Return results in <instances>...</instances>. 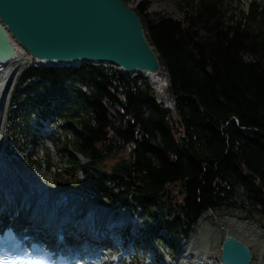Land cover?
Returning <instances> with one entry per match:
<instances>
[{"label": "trees", "instance_id": "16d2710c", "mask_svg": "<svg viewBox=\"0 0 264 264\" xmlns=\"http://www.w3.org/2000/svg\"><path fill=\"white\" fill-rule=\"evenodd\" d=\"M177 3L180 17L148 10L149 0L132 5L169 104L141 71L34 57L15 74L8 103L11 127L27 137L30 123L58 111L76 123L64 141L84 157L75 162L84 189L126 207L141 221L135 241L157 240L171 256L205 210L240 205L264 225V7L251 0L234 18L225 0ZM26 160L38 163L28 152Z\"/></svg>", "mask_w": 264, "mask_h": 264}, {"label": "rangeland", "instance_id": "374dc122", "mask_svg": "<svg viewBox=\"0 0 264 264\" xmlns=\"http://www.w3.org/2000/svg\"><path fill=\"white\" fill-rule=\"evenodd\" d=\"M136 1L138 0H128L132 5L135 4ZM225 1L229 7L228 11H231L233 14L232 17L235 18L240 15L241 10L248 9L251 0ZM256 1L264 7V0ZM147 8L150 11H159L177 17H180L182 14L177 0H149ZM17 48L18 52L16 50L15 55L22 54L20 57L22 58V62L19 66L21 68L29 61V55L24 49L22 50L21 46L20 48L17 46ZM50 62L52 61L45 60L42 64ZM75 62H78V60L70 63ZM0 65H3V62H1ZM20 68H18L17 71ZM145 74L152 82L161 98L169 104L170 99L163 94L166 77L160 74ZM157 77L160 78L159 83L156 81ZM8 103L9 99L2 127V138L0 140V169L3 173L15 183L32 192L40 193L39 191H41L44 193L61 190V196L59 199H56L57 201L66 199L69 195L75 199L76 197L74 195L78 194L80 197V204L83 208L90 206L91 202L94 204L104 203L103 196L96 191L84 189L83 185H86V182L83 180L79 167L75 166V162L79 163L83 161L84 157L78 153H74L76 156L73 155L71 147L64 141L67 137H73L74 129L77 127V124L74 122L69 123L66 117L58 111L57 115L54 116L51 121L45 122V124L38 125L30 123L29 125L32 126L28 125L27 127H29L30 132H33V135L27 137L18 126L14 127V129L11 127L13 112H10ZM11 108H13V106H11ZM14 113L16 115L15 111ZM15 138L19 140L16 143ZM126 149H128V146H126ZM27 152L29 153V157L38 159V163L36 162V164H34L33 162H28L26 160ZM67 186H71L75 192L73 194L69 193L67 191ZM6 187V184L3 186L0 185V190L3 189L2 197L0 198H3V196L11 197L7 193ZM8 199L13 201L12 198ZM13 202L15 203V201ZM105 208L106 210L114 209V214L110 217H106L104 214L99 222L95 221L92 224L98 231L107 233V227H111L113 230L117 231V233L112 235L111 231L108 232L107 245L98 243V247L101 249L99 250V256L103 257V251L112 246V251L116 250V253H108L105 262L100 259V264H109L110 259L108 257L113 256V258H115L121 253L120 251L122 248L124 252L121 253L119 264H172L179 261L182 250L187 242L194 246L193 250H196V248L203 249V253L200 254L199 257H196L194 253L193 256H191L192 259L196 260V263H199V260L202 259L200 260L202 264V262L207 260V256H210V258H208L210 259L209 261L212 264H218L217 259L219 258L220 241L225 230L241 236L249 244L252 253L249 264H264V225L258 218L247 214L245 209L240 205L227 206L215 211H203L197 217L195 228L184 236L178 246L176 254L173 256H171L168 249L157 240L144 242V240L141 239L140 241H135L136 235H143V232H141V221L127 210L126 207L117 205L112 207L108 205ZM88 212L90 213L91 211ZM120 213H124L126 218L118 219ZM6 214L7 212L3 213L4 216ZM126 228H129L130 232L123 231ZM161 233L167 234L168 230L162 228ZM120 237L123 238V245H121L119 251L117 249L119 243L115 240ZM104 240H106V238ZM221 263L224 264L223 262ZM111 264H117V261L112 260Z\"/></svg>", "mask_w": 264, "mask_h": 264}, {"label": "water", "instance_id": "95a60500", "mask_svg": "<svg viewBox=\"0 0 264 264\" xmlns=\"http://www.w3.org/2000/svg\"><path fill=\"white\" fill-rule=\"evenodd\" d=\"M17 44L35 58L57 63L104 62L151 75L159 67L140 15L126 0H0V60L10 59ZM244 172L258 179L254 171ZM251 255L241 236L223 232L224 264H249Z\"/></svg>", "mask_w": 264, "mask_h": 264}, {"label": "bare ground", "instance_id": "6f19581e", "mask_svg": "<svg viewBox=\"0 0 264 264\" xmlns=\"http://www.w3.org/2000/svg\"><path fill=\"white\" fill-rule=\"evenodd\" d=\"M17 46H19L20 48L21 45L17 44ZM23 49L24 48H22V50ZM16 50L18 52V48ZM21 56L22 54H14L10 59L0 60V63L3 62V65H0V140L3 133L2 127L6 113L7 102L9 99L8 96L14 80V76L17 72V69L20 68L19 66L22 62V58H20ZM159 80L160 78L157 77L156 81L158 83ZM4 184L7 185L6 191L11 197L3 196V198H0V207L2 209L0 210V220L3 217H6L3 216L4 212H13L15 215V221H18L20 220V217L26 215V211H29V216H27L28 218L34 220L35 217L40 216V218H42L43 221L46 222L45 224L50 225V228L53 229V232L55 231L56 227H58L61 231H65L66 233H75L80 230V232H82V235L90 238L91 240H94L96 243H108V232L112 231L113 228L107 227V233H105L98 231V229L92 224L95 221L99 222L104 214L106 215V217H110L112 214H114V209L106 210L105 207L108 205L104 203L94 204L91 202L90 206L83 208L80 204V197L78 196V194L74 195L76 197L75 199L74 197L69 195L66 199L57 201L56 199H59L61 196V190H54L44 193L41 191H39L40 193L32 192L12 181L0 169V185L3 186ZM2 191L3 189L0 190V197H2ZM67 191L71 194L75 192V190H73L71 186H67ZM8 198H12L15 203L12 200L10 201ZM88 211L91 212L89 213ZM123 218H126L125 214L120 213L118 219ZM35 223L37 222H34L33 226L36 225ZM26 228L31 229L32 227ZM76 238L77 237H74L73 239L75 240ZM105 238L106 240H104ZM193 248L194 246L187 242L182 250V253L180 255L181 258H179V261L172 264H201L200 260L202 259L199 260V263H196V260L192 259L191 256H193L194 253L196 257H199V255L203 253V249L196 248V250H193ZM120 252H124L123 248ZM108 258L110 259L109 264H111V258ZM208 258H210V256H207V260L202 262V264H212L209 261L210 259ZM221 262L222 261L220 260V258H218L217 263L220 264Z\"/></svg>", "mask_w": 264, "mask_h": 264}, {"label": "built area", "instance_id": "2783aa9c", "mask_svg": "<svg viewBox=\"0 0 264 264\" xmlns=\"http://www.w3.org/2000/svg\"><path fill=\"white\" fill-rule=\"evenodd\" d=\"M128 2V1H127ZM132 5V4H131ZM29 55V54H28ZM34 57V56H31V55H29V59L28 60H33L32 58ZM45 60L46 59H41V58H35L34 57V63H44L45 62ZM47 61V60H46ZM165 83H166V81H165Z\"/></svg>", "mask_w": 264, "mask_h": 264}]
</instances>
